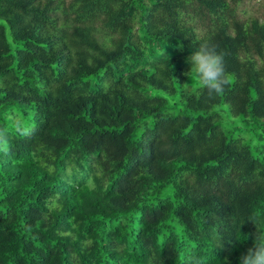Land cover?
Returning a JSON list of instances; mask_svg holds the SVG:
<instances>
[{
  "label": "trees",
  "instance_id": "16d2710c",
  "mask_svg": "<svg viewBox=\"0 0 264 264\" xmlns=\"http://www.w3.org/2000/svg\"><path fill=\"white\" fill-rule=\"evenodd\" d=\"M240 2L0 0V264H238L264 238ZM205 40L233 80L211 100L185 75Z\"/></svg>",
  "mask_w": 264,
  "mask_h": 264
},
{
  "label": "clouds",
  "instance_id": "9594fccd",
  "mask_svg": "<svg viewBox=\"0 0 264 264\" xmlns=\"http://www.w3.org/2000/svg\"><path fill=\"white\" fill-rule=\"evenodd\" d=\"M187 62L191 67L185 75L196 83L199 90L206 91L209 100L221 95L233 82L225 69L224 54L208 40L200 43ZM238 264H264V238H257L238 257Z\"/></svg>",
  "mask_w": 264,
  "mask_h": 264
},
{
  "label": "rangeland",
  "instance_id": "374dc122",
  "mask_svg": "<svg viewBox=\"0 0 264 264\" xmlns=\"http://www.w3.org/2000/svg\"><path fill=\"white\" fill-rule=\"evenodd\" d=\"M237 10L240 18L257 17L264 20V0H241ZM190 67L191 65L189 64L187 66L188 71Z\"/></svg>",
  "mask_w": 264,
  "mask_h": 264
}]
</instances>
